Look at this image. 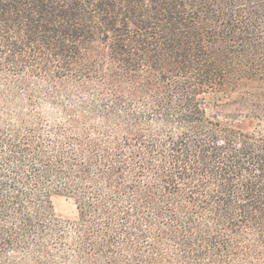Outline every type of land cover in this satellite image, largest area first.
I'll return each mask as SVG.
<instances>
[{"label": "trees", "instance_id": "1", "mask_svg": "<svg viewBox=\"0 0 264 264\" xmlns=\"http://www.w3.org/2000/svg\"><path fill=\"white\" fill-rule=\"evenodd\" d=\"M0 264H264V0H0Z\"/></svg>", "mask_w": 264, "mask_h": 264}, {"label": "rangeland", "instance_id": "2", "mask_svg": "<svg viewBox=\"0 0 264 264\" xmlns=\"http://www.w3.org/2000/svg\"><path fill=\"white\" fill-rule=\"evenodd\" d=\"M217 97L218 96H216L215 94L209 95L208 99L210 101H213ZM53 200L56 211L59 215L63 216L66 219L72 218L76 215V206L71 198H67L65 196H55Z\"/></svg>", "mask_w": 264, "mask_h": 264}]
</instances>
